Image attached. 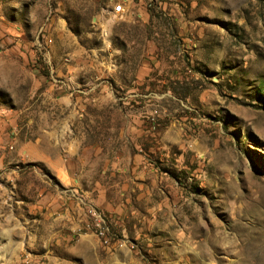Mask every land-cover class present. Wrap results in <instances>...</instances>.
I'll use <instances>...</instances> for the list:
<instances>
[{
    "label": "rangeland",
    "instance_id": "obj_1",
    "mask_svg": "<svg viewBox=\"0 0 264 264\" xmlns=\"http://www.w3.org/2000/svg\"><path fill=\"white\" fill-rule=\"evenodd\" d=\"M120 1L0 0V264H112L142 246L156 264H256L264 0H129L116 15ZM66 142L88 174L76 187L35 159L63 167ZM135 156L168 178L159 231L135 192L114 196L125 214L97 202L100 172Z\"/></svg>",
    "mask_w": 264,
    "mask_h": 264
},
{
    "label": "crops",
    "instance_id": "obj_2",
    "mask_svg": "<svg viewBox=\"0 0 264 264\" xmlns=\"http://www.w3.org/2000/svg\"><path fill=\"white\" fill-rule=\"evenodd\" d=\"M26 146V147H25ZM36 143L32 144H24L23 150H22V155L24 160H42L46 161L50 164V169L52 171V174L55 178L64 181L66 185H69L70 187H76L80 182L84 184L85 180H88V174L83 173L81 171L80 177L76 176L72 169L71 163L67 160L69 158V154L71 151L69 150V145L66 142L65 143V150L60 149L59 150V158L66 159L64 166H59V164H62L60 160L58 161H51L47 160L50 155L48 153V156L46 154V151H39L38 155H35V159H33L32 154L30 153L32 149L37 148ZM56 154H58L56 152ZM55 155V154H54ZM143 161L142 157L135 156V161L134 163L137 164L136 167H123L121 168L120 166L114 167L111 171L105 172L101 171V175H103V182L105 186H102V190L104 191V194L100 195L98 197V203H103L105 205V210L107 213L110 214H115L116 212H121L124 214L128 211H126V207L124 203H119L121 206H118L116 209V203H114V196L118 194V197H121L120 200H124L127 195V201H131V195H136V200L140 202V204H147L150 206L151 211L149 210V214L146 215V222L150 223V228L159 231L160 230V224L159 222L163 221L164 219L167 220V216H162L164 213V208L172 206V203L169 202L168 198H163L162 195L165 194L163 189H161V186L163 183L168 181L167 177H162L160 176L159 169L149 166ZM97 186L99 185V182H96ZM116 190V192H115ZM89 194V192H86ZM111 193L112 196L109 194ZM117 193V194H116ZM105 195L107 196V199L105 198ZM103 198H105V201H103ZM177 200H180L176 196ZM177 205V204H176ZM163 211V212H162ZM162 212V213H161ZM127 215H121L119 220H116L115 216H111L113 222H117L116 224L120 226L121 232H122V227H124V221L126 220ZM144 217V216H143ZM144 219V220H145ZM142 222V221H141ZM138 228H142L141 226ZM150 229V232H151ZM142 230V229H140ZM153 231L150 236L155 233ZM150 237H148L147 233V227L146 229L142 232V234H138V239L141 240V244L146 243V241L150 240ZM158 239V238H157ZM159 241V240H157ZM155 242V241H154ZM120 242L117 241L113 244L115 247L117 244ZM158 246L156 244L155 246H152L151 249L147 250L148 253H158L161 251L159 248H155ZM144 247V246H142ZM142 247H140L138 250H134L133 254L136 255L137 257H131L129 258L128 261L122 262V261H116L113 262L112 264H156L150 262V261H145L142 260L141 258L138 257V254L142 253ZM148 247V246H147ZM127 249V248H126ZM121 250V249H119ZM125 250V249H122Z\"/></svg>",
    "mask_w": 264,
    "mask_h": 264
},
{
    "label": "built area",
    "instance_id": "obj_3",
    "mask_svg": "<svg viewBox=\"0 0 264 264\" xmlns=\"http://www.w3.org/2000/svg\"><path fill=\"white\" fill-rule=\"evenodd\" d=\"M129 0H121L120 3L114 8V13L116 15H123L125 14V11H126V2H128ZM100 236L101 237H104L105 236V233L104 232H101L100 233Z\"/></svg>",
    "mask_w": 264,
    "mask_h": 264
},
{
    "label": "bare ground",
    "instance_id": "obj_4",
    "mask_svg": "<svg viewBox=\"0 0 264 264\" xmlns=\"http://www.w3.org/2000/svg\"><path fill=\"white\" fill-rule=\"evenodd\" d=\"M260 250H264V247L263 246H259L255 249V252H254V259L258 262H260L261 264H264V255H262V253L260 254L259 252H261ZM257 254H259V259H257ZM257 262V263H258ZM256 263V264H257Z\"/></svg>",
    "mask_w": 264,
    "mask_h": 264
}]
</instances>
